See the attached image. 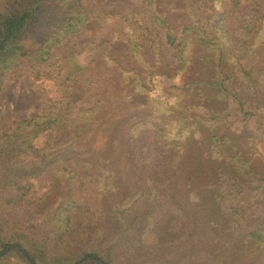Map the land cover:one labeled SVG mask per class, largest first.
<instances>
[{
  "label": "trees",
  "instance_id": "16d2710c",
  "mask_svg": "<svg viewBox=\"0 0 264 264\" xmlns=\"http://www.w3.org/2000/svg\"><path fill=\"white\" fill-rule=\"evenodd\" d=\"M82 1L0 0V93L7 74L24 60L34 77L58 83L48 112L16 119L0 143V264H240L263 257L264 157L255 152L246 158L233 112L255 115L244 112L239 89H256L264 79V12L257 15V7L249 14L233 44L224 24L226 0H142L147 22L164 32L172 50V70L151 66L149 87L138 71L99 56L118 86L128 88L127 101L103 92L91 108L69 118L72 83L102 80L80 57L61 79L52 50L91 20L116 17ZM143 32L136 38L152 32L159 43L155 29ZM249 54L248 70L241 60ZM159 78L173 80L177 89L175 97L163 96L169 113L158 115L147 109L146 98L164 90ZM249 103L264 112V90ZM210 117L213 128L197 137L181 134L183 125ZM118 150L138 179H123L113 167ZM51 169L49 189L32 198L30 181ZM88 188L96 212L78 199ZM225 190L232 198L228 210ZM161 200L173 210L162 222L169 240L152 246L145 239Z\"/></svg>",
  "mask_w": 264,
  "mask_h": 264
},
{
  "label": "rangeland",
  "instance_id": "374dc122",
  "mask_svg": "<svg viewBox=\"0 0 264 264\" xmlns=\"http://www.w3.org/2000/svg\"><path fill=\"white\" fill-rule=\"evenodd\" d=\"M82 3L83 6L90 10H101L105 13L116 15V17L105 20H91L79 33L70 35L52 50V62H58L62 66L61 79L67 77L65 74L68 71H75V58L80 57L84 61L91 62L90 68H92L93 73L102 80L100 85L95 84L92 86L86 85L79 78L72 83L73 98L67 110L69 118H73L81 111L91 108L96 98L103 92L107 94L114 92L119 97L118 101L120 103L127 101L128 88L123 86L120 88L118 86L117 80L110 75L112 68L106 65L103 58H99V56H103L104 54L110 56L125 71H138L142 82L147 86L150 85L151 66H155V72L166 71L169 73L172 70L171 66L168 67V64L172 62V50L165 43L164 32L153 28L147 22L146 16L148 14H144L147 11V7L143 4L142 0H83ZM257 7L259 8L257 15L263 14L264 0H239L237 6H234L228 0L225 1L224 24L230 41L233 44L235 42L238 44V41H240L239 29L245 25V21L249 19V14L257 10ZM120 16H127V20ZM147 28L149 30H156L159 43H154L157 39H155L152 32L145 33V36L136 38L137 34H142ZM135 31V36L131 37V33ZM158 52L160 53L158 54ZM252 61L253 59L249 54L241 60V64L245 69L249 70ZM158 82L163 86L164 90L158 89L157 92L151 91L147 94L146 104L148 110L159 115L169 113L168 106L164 105L163 96L169 95L170 98L175 97L177 88L173 86L175 84L173 80L159 78ZM57 85V82L47 77H34L29 70L28 60H24L15 70L7 74L0 93V143L3 137L10 132L16 119L29 118L33 115L48 112H45V105L48 103L47 100L49 98L56 99ZM254 87L256 89L251 90L243 85L239 90L246 104L244 112L247 110V112H253L255 115L244 117V114L241 112H233L239 117L238 121H234L233 131L237 136L239 135V142L242 145V151L246 158L257 156L256 154L254 155L255 152L264 157V112H257L249 103V100L253 96L260 99V93L264 90V79L256 82ZM227 120L232 121V117H227ZM215 124L214 118H206L200 122L183 125L181 134L185 137H197L202 129L213 128ZM98 138L101 139L102 135L99 134ZM113 167L123 173L121 176L123 179L129 181L138 179L131 171L122 150L116 152ZM52 175L53 170L51 169L48 174L30 181V195L32 198L41 196L49 189ZM93 191V188H88L87 192L81 194L78 199L81 203L88 205L96 212L98 210V203L92 193ZM263 202L264 200L261 201V203ZM231 205L232 198L229 192L225 190L223 191V210L230 209ZM262 213H264V208L262 209ZM171 214H173V210L170 208V205L164 200L157 202L155 208V228L145 239L148 245H160L169 240L168 235L163 230L162 222ZM134 218L135 216H132V219ZM137 219L140 220L139 217ZM80 221L81 219L77 215L73 216V225H77ZM145 222L144 220V225ZM246 224L250 229L255 226V224ZM240 227L245 228V222L241 223ZM248 263L264 264V256L250 262L242 261L240 264ZM148 264L153 263L149 262ZM223 264H227V262Z\"/></svg>",
  "mask_w": 264,
  "mask_h": 264
}]
</instances>
